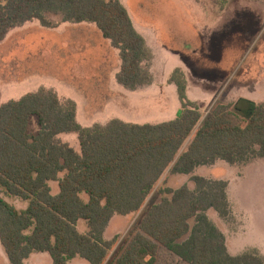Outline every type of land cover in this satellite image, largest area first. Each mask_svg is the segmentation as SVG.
<instances>
[{"label": "trees", "instance_id": "1", "mask_svg": "<svg viewBox=\"0 0 264 264\" xmlns=\"http://www.w3.org/2000/svg\"><path fill=\"white\" fill-rule=\"evenodd\" d=\"M47 12L61 13L65 22L96 24L120 50L116 78L124 87L153 83L147 64L152 51L121 0H0V40L34 19L52 26ZM170 83L177 86L182 108L176 118L156 124L115 118L84 127L76 103L47 88L0 106V189L28 202L20 209L0 195V242L12 264H26L36 252H48L53 264L76 257L105 264L116 242L104 237L112 218L139 212L168 170L192 174L219 159L236 164L264 158V101L217 100L204 119L199 103L188 98L181 68ZM62 133H76L81 150L63 142ZM191 181L193 188L186 183L165 189L110 264H156L162 248L188 264H264L256 248L231 254L225 234L208 215L214 209L229 216L227 181L201 175ZM80 221L86 232L79 230Z\"/></svg>", "mask_w": 264, "mask_h": 264}, {"label": "rangeland", "instance_id": "2", "mask_svg": "<svg viewBox=\"0 0 264 264\" xmlns=\"http://www.w3.org/2000/svg\"><path fill=\"white\" fill-rule=\"evenodd\" d=\"M121 1L124 5L127 4L128 9L131 10L129 0ZM131 1L132 5L137 8H140L142 3V9L147 14L152 15L151 20H155L156 23L160 24L163 22L165 23L167 26L165 30L168 31V33L164 31V37H166V35L168 37L169 34H175L179 39L193 36V32L189 29L190 27L186 26L188 16H185L187 6L188 8L192 6V0ZM205 2L208 3L206 4L208 10H213L215 12L218 9L223 10L228 0H206ZM242 2L243 1L240 0H234L232 10L239 9ZM220 6H224V8L222 9ZM255 11L259 13L261 25L259 28L254 25L250 29L249 27L255 18H240V14L236 15L235 13H232V15L226 18H222L223 16L220 17L221 15L213 14L212 17L208 19V22L211 20L213 28L210 29L212 36L208 37L209 49L207 52L204 51V53H202L205 57H190L189 59L190 63L195 60L201 63L200 66L202 70L207 71L209 74H218L219 71L220 74L224 72L230 74L234 73L230 81L229 79H227L228 81L226 80V87L236 88L239 86L243 89L245 88V90L249 92L253 90L252 93L256 94L257 98L264 100V4H255ZM47 13L48 18L52 20V26H44L41 24L44 28L40 29L38 27L41 26H39V22L37 21V24H33L36 26V29L34 28L35 30H30L26 33H24V31L27 30L28 27L33 29L34 26H30L32 24H28L29 26L17 30H13L14 27L9 30L4 39L0 40V106L3 102L9 101V99L20 98L24 93L32 91L34 88H36L34 92L42 88L56 91V89L50 85L45 86L42 82L38 83V81L42 79H52L62 83L73 91L75 96V98H73L74 100L69 95L71 92L65 90V88L60 89V92H56L62 99H72L76 104L78 100L79 109L78 106L76 109L77 120L81 125H84V121L92 122L94 117L96 119L94 121L110 122L115 119L117 115L125 116L138 124H156L165 122L171 118L169 114L171 109L169 107L173 104V101L170 97L169 90H167L164 96H159L151 90L144 91L146 90L145 86L139 87L135 89V91L129 90L119 84L116 78V84L126 89L124 90L126 94H121L122 97H120L119 100L113 101L111 98L112 95H110L109 92H105L102 85V88L99 87L101 90L99 88H94L95 84L91 77H78L79 80L76 81V84L79 86L82 84L81 81H83L86 89L79 90V87L76 85L69 84L68 82L73 83L75 77H68L66 72L71 71L68 67L72 66V64L79 67V65L73 61V58H76L75 54L78 52H84L89 42H93L90 40V37L94 32L91 28L84 30L77 28L76 30L67 31L65 33L63 30L67 27L65 23H61V25L57 23L62 22V14L54 12ZM133 16L139 30L145 29L142 27L145 26V24L137 19L139 14L135 13ZM188 19H191V17ZM49 29L52 31L51 33ZM57 31H63V33L60 34ZM45 34H49L48 41H53V45H47L45 49H43L41 46L48 38ZM82 34L86 35L88 39ZM163 40L166 39L164 38ZM18 43L22 45V47L15 49L18 47L15 46ZM42 49L43 56L40 57L37 54H39V51ZM103 50L101 46H95L94 48L90 47L88 49L91 64H94V62L102 57ZM32 53L34 55L36 54L37 58L34 57L31 63H26V65L22 66L16 61V56H20L22 60H25V56L31 55ZM78 55L79 54H77V56ZM83 55L87 56L86 54ZM152 57L147 62L149 68L152 64L154 65ZM43 58H49L48 63H45ZM79 59L80 58H78V61ZM25 61L28 62V60ZM86 72L88 71L86 70ZM60 77H62L63 80L60 81ZM83 77L89 81H85ZM155 80L160 83V81H164V77H155ZM257 81L259 82L256 85ZM166 82L170 83V79H167ZM47 83L50 84L49 82ZM89 83L92 85L91 87L87 86ZM195 91L196 93H200L201 89L197 88ZM228 99V97H224V94L218 98L220 101L231 102L230 99ZM204 110L206 109L204 108ZM210 110L208 112H203L204 119L209 115ZM88 122H86V124H89ZM31 129L34 133L38 131L37 118L33 119ZM59 137L63 142H68L76 150H80L79 140L75 133H62ZM194 174L203 175L212 179H223L228 183L226 191L231 208L229 216L222 218L214 209H210L208 215L224 232L229 246L235 251H240V254H243L250 248H256L264 255L261 250V248L264 250V158L258 157L246 163L231 164L224 160L213 167L210 165H203L198 167L195 172L190 175L174 174L168 170L158 182L153 192L148 197L144 207L139 212L131 214L127 218L121 215H115V217H113L106 229L107 233L105 234V238L115 239L116 242L105 264L111 263L112 259L129 238L130 231L139 223L146 209L162 199L165 195V189H176L184 183H188L193 187L194 183L191 181V177ZM52 187L53 192L57 193V183H52ZM0 195L20 209L26 208L28 205L27 201L18 197L9 196L2 189H0ZM78 228L83 232L87 228V225L82 222L78 225ZM0 246L3 247L1 242ZM49 257L50 260H52L51 256ZM77 259L84 260L79 257H77ZM84 263L90 264L86 260H84ZM156 264L188 263L184 262L180 257L166 248H162L158 253Z\"/></svg>", "mask_w": 264, "mask_h": 264}, {"label": "crops", "instance_id": "3", "mask_svg": "<svg viewBox=\"0 0 264 264\" xmlns=\"http://www.w3.org/2000/svg\"><path fill=\"white\" fill-rule=\"evenodd\" d=\"M141 1L143 2V0H141ZM192 1H193L192 6L190 8H188V6H187V12L185 14L186 17L187 16H188V18L191 17V19L187 18V20L186 19L185 20L187 22L186 26L190 27L189 29H191V31L193 32V36L190 38L185 37L183 39H179L178 37H176L175 34H172V35L169 34L168 37H167V35H166V37H164L163 33H164V31H166L165 28L167 26L165 25L164 22L162 24H160V23H156L155 20H151L152 15L147 14L142 9V7H143L142 3H141L142 6L140 8H137L134 5H132V1L129 0V2H130L129 5H131V10L133 11V13L130 9H128V5L127 4L125 5V7L127 8L128 12L131 16V19L134 23L135 28L138 30L139 33H141L144 36L147 45L149 46V48L152 49L151 50L152 54H153L152 62L154 63V65L152 64L150 66L149 70L154 77V82L150 85H145L146 90H144V91L151 90L152 92L154 91V93L159 95V96H164L166 94L167 90H169L170 97L173 101V104L169 107L171 109V112L169 113L171 115L170 116L171 118L169 120L176 118L177 113L182 108V105H181V102L179 99L177 86L174 83L166 82V80L170 79L173 71L177 67H179L184 71L186 79H187V95H188V98L192 101H196L199 103L200 110L202 113L208 112L212 108L214 103L218 100V98H220L223 94H224V97H228L231 102H237L240 98H245V99L254 101L256 103L263 102L264 100H260V98H257L256 94L252 93L253 90H252V92H249V91H246L245 88L243 89L242 87H239V86L236 88L235 87H233V88L226 87V80L229 79V81H230V78L234 76L233 72H232L233 74H230L228 72H224V73L220 74V71H219L218 74H209V73H207V71L202 70V68L200 66L201 63H199L196 60L194 62L190 63L189 58L190 57L203 58L205 56L202 53H204V51L207 52L209 49L208 37L212 36V32L210 31V29L213 28V25L211 24V20H210V22H208L209 17H212V15L214 14V15H221L220 17L223 16L222 18H226L227 16L232 15V13H235L236 15L240 14V18H242V17L255 18L254 21L251 23L249 29L251 27H253L254 25H256V27L259 28L261 25L260 16H259L258 11H255V4H261V3L264 4V0H240V1H243L240 5V8L239 9H233V10H232V8L234 6V0H228L226 7L223 10L218 9L215 12L213 10L212 11L208 10V6L206 5L208 3L205 2L206 0H192ZM145 7H147V6H145ZM135 13L139 14V17H137V19H139L140 21L143 22V24H145V26H142L145 29L139 30V27H137V25L135 24V20L133 18L134 17L133 15H135ZM46 17L48 18V13H46ZM48 20L50 22L52 21L49 18H48ZM37 21L39 22V26H41V27H38V26L37 27L40 29H43L44 27H42V25H41L42 23H40V21L38 19H34V21H27L22 25L16 26L13 30H17V29H20L22 27L25 28V27L29 26L28 24H32L30 26H34L33 24H37ZM61 21L62 22H57V23L60 25H61V23H63V24L65 23V26H67L63 29L65 31V33L67 31L76 30L77 28H80L81 30L91 28L94 32V34L90 37V40H92L93 42L88 43V46L84 50L85 53L84 52H81V53L78 52L77 54H79V55L77 56V54H75L76 58H73L74 59L73 61H75L79 65V67L78 66L76 67L75 64H72V66L68 67L69 70H71L69 72H66L68 74V77H75L73 79V83L72 82H68V83L76 85L77 87H79V90L80 89H86L85 83L83 81H81L82 84L80 86L76 84V81L79 80L78 77H80V78H82V76L91 77L93 80V83L95 84L94 88H99V87L102 88L101 87V85H102L104 88V91L109 92L110 95H112L111 98L113 99V101L119 100V98L122 97V95L126 94L124 90L128 89V88L123 89L118 84H116V77H117V74L120 72L121 66H122V60L120 58V50L113 47L110 40L105 39L102 32L97 28L96 24H94V23H91V22L71 23V22H65L64 19H61ZM72 26H74V27H72ZM35 27L36 26H34L33 29L28 27L27 30L24 31V33H26L27 31H30V30H35L36 29ZM49 32L51 33L52 31L50 30ZM57 32H59L60 34L63 33V31H57ZM166 32L168 33V31H166ZM82 35L87 38L86 35H84V34H82ZM45 36L48 37L49 34L48 35L45 34ZM163 37L166 40H163L164 39ZM48 39H49V37L45 40V42L43 43L41 48L45 49V47L47 45L48 46L53 45V43H52L53 41L50 42V41H48ZM184 43H186V44L182 45ZM15 46H18L15 49H19L22 47V45H20L19 43L16 44ZM95 46H101V47H103L104 50L102 52V57L99 58L98 61L94 62V64H91V58L89 57L88 49L90 47L94 48ZM43 49L41 51H39L40 52L39 54H37L40 57L43 56L42 55ZM83 54H86L87 56H85ZM34 57L37 58L36 54L34 55L33 53L31 55L25 56V60H28V62H26L25 60H22L20 56H16V61L20 65L23 66V65H26V63H31L34 60ZM78 58H80L79 61H78ZM88 58H89V60H88ZM76 59H77V61H76ZM43 61H45V63H48L49 58L48 59L43 58ZM49 64H50V62H49ZM80 67H82V68H80ZM86 70L88 72H86ZM221 71H223V70H221ZM49 77H53V76H49ZM85 77H83L85 79V81H89V80H86ZM155 77H164L165 82L160 81V83H159V81L155 80ZM88 79H90V78H88ZM59 80L61 81V80H63V78L60 77ZM39 82H42V84H44L45 86L50 85L51 87H54L56 89V91H58V92H60V89L65 88V90H68L71 92V94H69L70 97L72 99L75 98L73 91L71 89H69L68 87L64 86L60 82H56L52 79H45V80L42 79L41 81H38V83ZM47 82H49L50 84H48ZM258 82L259 81L256 82V85L258 84ZM87 86L91 87L92 85L89 83ZM197 88L201 89L200 93H196L195 89H197ZM116 89H117V91H116ZM35 90H36V88H34V90L29 91V92H34ZM129 90H131V89H129ZM29 92L24 93L21 97H23L24 95H26ZM59 97L62 98L60 95H59ZM121 101H117V102H121ZM76 102H77L76 109H77V106L79 109L78 100ZM3 103H5V102H3ZM204 108L206 110H204ZM76 113H77V110H76ZM115 118L121 119L123 121L126 120L125 122L135 123L125 116L117 115ZM94 120H96L95 117H94ZM94 120H92V122L91 121L90 122L84 121L83 122L84 125H82V126L92 127L95 124H99V123L101 125H104V126L109 124V122H98V121H94ZM166 121H168V120H166ZM86 122H88L89 124H86ZM77 137H78V135H77ZM190 140L184 145L183 150L187 149V146H188ZM79 144H80V141H79ZM80 150H81V145H80ZM80 150H77V151H80ZM222 161H224V160L219 159L214 164H212L210 166H212V167L216 166V165L220 164V162H222ZM180 175H190V174H180ZM194 175H196V174H194ZM201 176H203V175H201ZM204 177H206V176H204ZM206 178H208V177H206ZM52 183H55V182H52ZM184 184H186V183H184ZM57 190H58V188H57ZM128 216L129 215L124 216V217L127 218ZM82 222L84 223V221H80L78 223V225ZM110 223H111V221H110ZM87 230H88V228H86L83 232H86ZM106 233L107 232L105 231V234ZM105 234H104V237H105ZM226 245H227V248L231 254H233V255H239L240 254V251H235L229 246L227 238H226ZM261 250H262V253L264 254V250L262 248H261ZM49 256H50V254L48 252H36V253H33L25 261V263L26 264H53V261L50 260ZM0 258H1L0 264H12L10 262L8 256H7L6 252H5L4 247H1V246H0ZM84 260H86V259H84ZM84 260L77 259V257H76L70 261V264H85Z\"/></svg>", "mask_w": 264, "mask_h": 264}]
</instances>
